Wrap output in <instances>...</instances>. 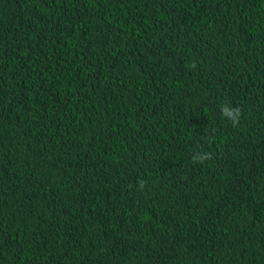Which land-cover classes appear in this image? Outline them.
Returning <instances> with one entry per match:
<instances>
[{"label": "trees", "instance_id": "16d2710c", "mask_svg": "<svg viewBox=\"0 0 264 264\" xmlns=\"http://www.w3.org/2000/svg\"><path fill=\"white\" fill-rule=\"evenodd\" d=\"M0 264H264V0H0Z\"/></svg>", "mask_w": 264, "mask_h": 264}, {"label": "clouds", "instance_id": "9594fccd", "mask_svg": "<svg viewBox=\"0 0 264 264\" xmlns=\"http://www.w3.org/2000/svg\"><path fill=\"white\" fill-rule=\"evenodd\" d=\"M222 113L224 115V117L232 120L233 122V126H237L240 120V117L242 115L241 110L238 108H231V110H229V108L222 106ZM211 156L209 153H195L192 157L193 162H199V163H203L205 160L210 159Z\"/></svg>", "mask_w": 264, "mask_h": 264}]
</instances>
